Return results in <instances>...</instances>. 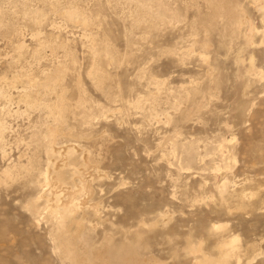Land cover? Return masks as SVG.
I'll list each match as a JSON object with an SVG mask.
<instances>
[{
  "label": "rangeland",
  "instance_id": "1",
  "mask_svg": "<svg viewBox=\"0 0 264 264\" xmlns=\"http://www.w3.org/2000/svg\"><path fill=\"white\" fill-rule=\"evenodd\" d=\"M0 90V264H70L47 169L77 263L264 264V0H0Z\"/></svg>",
  "mask_w": 264,
  "mask_h": 264
},
{
  "label": "bare ground",
  "instance_id": "2",
  "mask_svg": "<svg viewBox=\"0 0 264 264\" xmlns=\"http://www.w3.org/2000/svg\"><path fill=\"white\" fill-rule=\"evenodd\" d=\"M256 1V0H255ZM236 4V3H235ZM220 7V6H219ZM217 9V8H216ZM230 9V8H229ZM232 10V9H231ZM238 10V9H237ZM241 10V8L239 9ZM228 12V10H227ZM235 12V11H234ZM236 13V12H235ZM238 13V12H237ZM243 13V12H242ZM232 14V13H231ZM73 15L75 14H71V12L68 13L69 17H74ZM235 15V14H234ZM229 16H231V18L233 19V16L229 14ZM228 17V16H227ZM236 19V18H234ZM231 20L229 19V21H233L231 23H247L248 19H246V17L240 16L238 20ZM248 24V23H247ZM231 25V24H230ZM245 25V24H244ZM232 26V25H231ZM236 26V25H234ZM233 26V27H234ZM230 28V27H229ZM236 28V27H235ZM234 28V29H235ZM239 28V27H237ZM233 29V28H231ZM229 29V30H231ZM238 32V31H237ZM255 32V31H254ZM251 33V32H250ZM234 34V33H233ZM235 35V34H234ZM252 36V35H251ZM250 39V38H249ZM248 39V40H249ZM207 44V43H206ZM205 44V45H206ZM208 45V44H207ZM209 75V74H208ZM211 78V76H210ZM212 80V79H211ZM1 91V90H0ZM2 93L0 92V95ZM140 102V101H139ZM56 104V103H55ZM142 104V103H141ZM31 105V104H30ZM48 105V104H47ZM47 108H49L50 111H52V108H50V106H46ZM58 112V111H57ZM55 114V113H54ZM61 114V113H60ZM57 115V114H56ZM58 116V115H57ZM60 116V115H59ZM61 117V116H60ZM59 118V117H58ZM4 127L3 125H0V133H2ZM50 129V128H49ZM53 129V128H52ZM51 130V129H50ZM56 130V129H55ZM54 131V130H53ZM47 134V133H46ZM57 134V131L55 132H51V136H52V141L51 143L54 144V138ZM49 138V137H48ZM51 139V138H49ZM173 140V139H172ZM174 142V141H173ZM176 144V143H175ZM57 148V147H56ZM60 149V148H59ZM51 152L55 153L58 152L62 155V159H63V163L65 161V159H67L66 157H68L69 153L72 151V149L67 146L64 149H60L57 150L55 149V147L52 145L51 146ZM57 154V153H55ZM55 164V163H54ZM53 165V164H52ZM35 166V165H34ZM63 166V165H62ZM53 167V166H52ZM60 167V166H59ZM26 172L28 174H31L35 171L33 164L31 166H26ZM55 168V165L54 167ZM52 168V170H53ZM50 169V172L52 171ZM10 172V171H9ZM40 172V171H39ZM43 172V171H41ZM37 173V172H36ZM35 173V174H36ZM76 173L80 174V170L76 169ZM86 173V172H85ZM52 174V173H51ZM51 174L49 173L48 169L47 171L43 174V179L39 180V179H35L36 181V186L38 187V194H36V198L32 200V202L27 206L29 209V212L31 213L30 217L32 218V220L35 222V226L36 224L39 225V222L41 220H45L46 224L50 223V231H48V236L52 242V250L57 253H59V258L62 259L63 262H69L70 264H83V263H77L76 262V258L75 255L73 254V252L71 250H73L70 247H68V240L65 238V236L67 235L68 232V228L70 227L71 222H74L77 228V231L81 230V225L82 223H84L83 219L80 218L78 219L77 217H74L75 214H77L78 210L80 209L81 212L84 210L86 211L87 209H90V211L92 212V214H94L93 216L97 217L98 216V210L96 208L95 205L89 203L88 201H84V202H80V197L78 200V193H81L82 197H83V193H89L90 192V186H89V181L86 179H81V185L80 187L77 189L78 193L74 190H72L70 193H68V196L64 199L62 198V196L60 195L59 191L60 189L58 187H60V185L58 184V182H61L58 180V177L56 176H51ZM54 174V173H53ZM34 175V173H33ZM38 176V175H37ZM40 177V176H39ZM82 178V177H81ZM80 183V182H79ZM61 184V183H60ZM91 195V194H90ZM42 200V206L41 203H39V201ZM44 213V214H41ZM79 213V212H78ZM83 214V213H82ZM90 214V213H89ZM86 215V214H85ZM77 216V215H76ZM92 216V217H93ZM99 217V216H98ZM48 222V223H47ZM71 225H74L73 223ZM81 227V228H80ZM83 230V229H82ZM69 233V232H68ZM76 233V232H75ZM74 233V234H75ZM78 233V232H77ZM80 233V232H79ZM82 233V231H81ZM71 238V237H70ZM236 240V239H235ZM233 239V241H235ZM229 243V242H228ZM64 244H67V246H65ZM71 245V244H70ZM229 245V244H228ZM222 246V245H221ZM224 250V249H223ZM100 254V253H99ZM97 255V254H96ZM102 255V254H101ZM229 255V252H221V257H219L220 259L218 260L219 263H224V258L226 256ZM100 256V255H99ZM77 257V256H76ZM98 257V256H97ZM102 257V256H101ZM207 259L205 257L202 258H196L194 260V264H206ZM217 260V259H216ZM226 260V259H225ZM217 262V263H218ZM105 263V262H104ZM65 264V263H64ZM102 264V263H101ZM108 264V263H107Z\"/></svg>",
  "mask_w": 264,
  "mask_h": 264
}]
</instances>
